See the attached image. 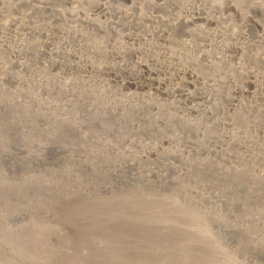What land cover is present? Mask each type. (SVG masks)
<instances>
[{
  "label": "rangeland",
  "instance_id": "374dc122",
  "mask_svg": "<svg viewBox=\"0 0 264 264\" xmlns=\"http://www.w3.org/2000/svg\"><path fill=\"white\" fill-rule=\"evenodd\" d=\"M2 1L0 264H264V0Z\"/></svg>",
  "mask_w": 264,
  "mask_h": 264
},
{
  "label": "bare ground",
  "instance_id": "6f19581e",
  "mask_svg": "<svg viewBox=\"0 0 264 264\" xmlns=\"http://www.w3.org/2000/svg\"><path fill=\"white\" fill-rule=\"evenodd\" d=\"M21 1H23V0H21ZM2 6L0 7V8H3L4 9V7L6 6V2L5 1H2ZM102 9V8H101ZM103 10V9H102ZM102 10H100V11H102ZM1 11V10H0ZM77 14H79V11H75ZM103 12V11H102ZM74 13V12H73ZM71 15V14H70ZM80 15V14H79ZM78 15V16H79ZM81 17V16H80ZM89 18V17H88ZM88 18H86V19H88ZM93 20V19H92ZM87 21H89V20H87ZM11 23V22H10ZM26 29H27V27H26ZM29 30V29H28ZM7 31V30H6ZM30 31V30H29ZM131 51V50H130ZM57 52V51H56ZM70 53V52H69ZM118 57V56H117ZM148 67V66H147ZM190 73V72H189ZM192 73H193V71H192ZM227 80V79H226ZM229 80V79H228ZM199 81H200V79H199ZM225 82V81H224ZM158 83V82H157ZM161 84V83H160ZM164 91V90H163ZM166 91V90H165ZM168 91V90H167ZM162 92V91H161ZM164 93V92H163ZM118 207V206H117ZM144 217V216H143ZM150 217H152V216H150ZM70 220V219H69ZM169 220V219H168ZM137 221V220H136ZM163 222V221H162ZM141 224V223H140ZM148 224V223H147ZM192 227V226H191ZM144 229V228H143ZM115 230V229H114ZM90 231V230H89ZM110 231V230H109ZM82 232V231H81ZM113 234H114V232H112ZM111 233V234H112ZM125 233V232H124ZM50 234V233H49ZM83 236H86L85 234H83ZM71 237V236H70ZM120 237H122V236H120ZM126 237V236H125ZM124 238V237H123ZM176 238V237H175ZM193 238V237H192ZM80 239V238H79ZM122 239V238H121ZM118 239L116 238V240L115 241H117ZM110 241V240H109ZM114 241V242H115ZM156 241V240H155ZM41 242V241H40ZM101 243V242H100ZM102 244V243H101ZM145 244V243H144ZM78 245V244H77ZM28 246V245H27ZM68 246V245H67ZM97 246V245H96ZM186 246V245H185ZM41 247V246H40ZM138 247V246H137ZM104 248V247H103ZM124 250V249H123ZM194 250V249H193ZM111 251V250H110ZM119 252V251H118ZM146 252V251H145ZM151 252V251H150ZM42 253V252H41ZM103 253V252H102ZM120 253H121V251H120ZM128 253V252H127ZM183 253V252H182ZM96 254V253H95ZM113 254V253H112ZM181 254V253H180ZM45 255V254H44ZM43 255V256H44ZM96 255H98V253L96 254ZM104 255V254H103ZM167 255V254H166ZM172 255V254H171ZM47 256V255H46ZM73 256H75V255H73ZM125 256V255H124ZM138 256V255H137ZM48 257V256H47ZM163 257V256H162ZM174 257V256H173ZM9 258V257H8ZM78 258H79V256H78ZM88 259V258H87ZM190 259V258H189ZM115 260V259H114ZM4 261V260H3ZM53 261V260H52ZM158 261V260H157ZM13 262V261H12ZM133 262V261H132ZM7 263V262H6ZM10 263V262H9ZM123 263V262H122ZM35 264V263H34ZM107 264V263H106Z\"/></svg>",
  "mask_w": 264,
  "mask_h": 264
}]
</instances>
